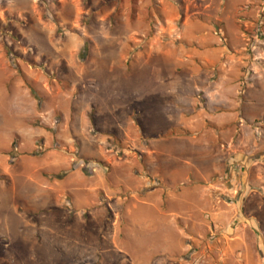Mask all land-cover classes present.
<instances>
[{
    "label": "rangeland",
    "instance_id": "obj_1",
    "mask_svg": "<svg viewBox=\"0 0 264 264\" xmlns=\"http://www.w3.org/2000/svg\"><path fill=\"white\" fill-rule=\"evenodd\" d=\"M0 27V264H264V192L241 207L244 164L224 166L204 141L170 143L208 138L225 92L238 133L264 113V100H240L264 79V0H0ZM177 119L190 130H170ZM154 140L171 150L150 158L168 192L148 170ZM261 169L248 176L264 191ZM82 182L87 196L68 194ZM186 187L192 205L168 204ZM154 189L163 216L132 222Z\"/></svg>",
    "mask_w": 264,
    "mask_h": 264
},
{
    "label": "crops",
    "instance_id": "obj_2",
    "mask_svg": "<svg viewBox=\"0 0 264 264\" xmlns=\"http://www.w3.org/2000/svg\"><path fill=\"white\" fill-rule=\"evenodd\" d=\"M258 67H256V72ZM264 68L259 69L263 70ZM258 71V72H259ZM260 76V74H259ZM260 79V78H259ZM255 83H253V85H251L250 87H248L246 90H244V100L242 98H240L241 100V108H243V105H254L255 100H264V79H260L259 81H254ZM232 92V91H231ZM231 94V93H230ZM215 95L211 94V98H213ZM216 97V96H215ZM260 97V98H259ZM213 100L216 101V105L220 106V108L222 107L223 110L219 112V114H207V117H209V121L211 122V124H213L214 130L210 129L205 131L206 133H208L209 137L205 138L203 136V134H190L184 137H178L179 139H174L171 140V147H181L183 146V144H187L186 141H188L189 139L191 141H196L198 144H201L203 141L204 143V147H206L209 152H214L213 150L215 148H218L219 151L224 152V154L222 155V161H224V166L229 163L230 165L232 164V162L234 161H238L241 164H244V198H241V202L242 205L241 207H243V202L245 205V201L248 199V197H250L251 195L257 196L260 195L261 193H263V188L262 185L261 187H259L260 185L254 183L251 181L250 176H248V172L251 170L253 172V170H255L256 174L259 176L260 173L263 174V169L264 168V123L262 126H257L256 128H251L248 124L252 123L253 121L252 118L254 117H260V119L264 120V113L263 112H256L254 114H251L250 118H244V128L242 127V130L238 133V129H234L232 128L233 122L235 120V118H237V116L234 118L233 116V101L231 98H229L228 96H226V92L224 94L223 97H216L213 98ZM250 109V108H249ZM231 114V116H230ZM219 116V119H216L215 117ZM239 119H242V114ZM176 124H172V128H170V130H175V129H186L188 128V130H190V127L188 125H190V123L186 122V121H179ZM255 121V120H254ZM186 123L188 125H186ZM248 126V127H246ZM258 128H262V131H259ZM258 129V130H257ZM167 130V129H166ZM165 130V131H166ZM169 130V131H170ZM164 131V132H165ZM167 131V132H169ZM163 132V131H162ZM160 132V134H164V132L162 133ZM166 133V132H165ZM154 136L155 135H159L158 133L155 134L153 133ZM237 135V137H235ZM203 137V138H202ZM234 137L236 139H234ZM198 138H201L202 141H197ZM169 144L165 143L164 140H154L151 141V148L150 152H148V157H149V161H148V170L150 172V170L152 171V174H157V175H161V173L159 172H154L153 171V167L150 166V158L153 157L156 153L158 155H164L165 153H167L170 150V147H168ZM169 149V150H168ZM212 150V151H211ZM247 172V174H246ZM147 177V176H146ZM148 177H151L148 173ZM162 177V182H164V186L161 185L160 189L162 190V188L164 187V189H166V192L169 191L167 185V182H165L164 177L161 175ZM146 179V178H145ZM190 180V179H189ZM200 180V179H199ZM202 182H206L207 184L210 183L209 179H205V178H201ZM200 180V181H201ZM258 181H261V178H258ZM180 181H178L179 183ZM83 186L80 190H78L77 188H69L68 189V194H70L71 196H77V194H79L80 192H89V190H91V187H87L85 185L84 182ZM181 184L180 186L184 188L185 183H179ZM88 185V184H87ZM211 186V183L209 185ZM100 187V186H99ZM98 186L96 188H99ZM166 187V188H165ZM178 187V186H176ZM215 188V187H214ZM179 189V187L177 188V190ZM195 189V188H194ZM202 189V190H201ZM198 188L196 190L197 193L194 194V196L197 198V204L199 206L198 209L203 208V210H205L207 207V204L205 202L206 200V191L204 188L201 187ZM84 190V191H83ZM180 190V189H179ZM187 190L186 194H180V199H174L172 196H167V202H169L168 204L172 203V201L174 203H176V201H180V203H183L184 205H192L191 203L189 204V199L187 198V196H190V192L188 190H190L189 187L185 188V191ZM155 191L151 190L147 193L146 197V201H148L147 204L144 203V206H146V209L140 211V213L136 216L133 215V211L136 210L135 206H131L128 208L127 210V214L129 215V217H131L132 215L134 216V219L132 220V222H137V220H145L146 222L152 223L158 216H163L162 214L159 213L158 209L156 208L158 205L161 206L160 200H159V196L157 197V195H155ZM163 191V190H162ZM161 191L162 197H163V192ZM82 193L83 194H85ZM93 192V191H91ZM179 193V192H178ZM86 195V194H85ZM87 196V195H86ZM75 198V197H74ZM135 198V197H134ZM152 200V201H151ZM137 201V199H136ZM154 201V202H153ZM43 202V201H42ZM76 202V203H75ZM44 203H47L46 206L42 207L43 209L47 208L49 206V201L44 200ZM72 206H75L76 208H79L77 214H85L86 212H88L89 207L92 205V202H88L87 198L83 199V198H75V201H73V199L70 201ZM136 203V202H135ZM156 203V205H154ZM52 208H56V202L54 203V205ZM228 206H233V204H230ZM240 205H237L236 207L239 209ZM50 208V207H49ZM167 208L171 211L170 212V220L166 222L165 226L169 227L171 232L174 233L176 230L175 225H174V220L176 218H180V213L175 212L174 210H171L168 206ZM233 208V207H232ZM210 209V208H209ZM211 210V209H210ZM102 211V210H101ZM100 210H91L90 215L91 217L95 220V222H98L96 220V217H99L98 215L100 214V216H102ZM215 211V210H214ZM216 213V212H213ZM252 215V214H251ZM250 213L245 214V207H244V216L245 217H249L251 219L252 223V227L255 228L257 230V222L255 220V218L251 217ZM255 215V214H254ZM185 218V217H184ZM217 218V217H216ZM68 228V226H66ZM66 228V229H67ZM52 230V229H51ZM98 230V229H96ZM175 234V233H174ZM70 240V239H68ZM170 239H168L169 241ZM175 241V238H174ZM258 244H262V242L260 241V239L258 240ZM163 262V261H162Z\"/></svg>",
    "mask_w": 264,
    "mask_h": 264
},
{
    "label": "trees",
    "instance_id": "obj_3",
    "mask_svg": "<svg viewBox=\"0 0 264 264\" xmlns=\"http://www.w3.org/2000/svg\"><path fill=\"white\" fill-rule=\"evenodd\" d=\"M1 29H3V27H0V30ZM3 32V31H2ZM86 44L87 43H84L83 44V47H82V56L84 55V54H86L87 53V50H86ZM26 85L29 87V90H30V93L33 95V96H36L37 94H36V92H35V90L29 85V83H27L26 82Z\"/></svg>",
    "mask_w": 264,
    "mask_h": 264
}]
</instances>
